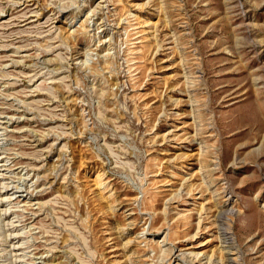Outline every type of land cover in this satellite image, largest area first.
<instances>
[{
	"label": "rangeland",
	"instance_id": "1",
	"mask_svg": "<svg viewBox=\"0 0 264 264\" xmlns=\"http://www.w3.org/2000/svg\"><path fill=\"white\" fill-rule=\"evenodd\" d=\"M0 264H264V0H0Z\"/></svg>",
	"mask_w": 264,
	"mask_h": 264
},
{
	"label": "bare ground",
	"instance_id": "2",
	"mask_svg": "<svg viewBox=\"0 0 264 264\" xmlns=\"http://www.w3.org/2000/svg\"><path fill=\"white\" fill-rule=\"evenodd\" d=\"M79 30L81 31V33L83 32V30H84V27L83 26H81L80 25V28H79ZM85 32V31H84ZM83 32V33H84ZM106 64V63H105ZM100 181V180H99ZM95 185H98V186H100V187H103V184L102 183H99L98 181H97V184H95Z\"/></svg>",
	"mask_w": 264,
	"mask_h": 264
}]
</instances>
